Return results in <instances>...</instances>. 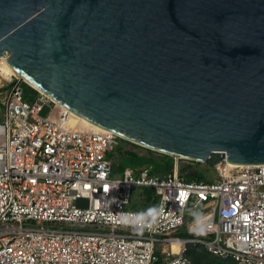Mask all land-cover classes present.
I'll list each match as a JSON object with an SVG mask.
<instances>
[{
  "label": "water",
  "instance_id": "1",
  "mask_svg": "<svg viewBox=\"0 0 264 264\" xmlns=\"http://www.w3.org/2000/svg\"><path fill=\"white\" fill-rule=\"evenodd\" d=\"M6 56L122 139L211 166L264 164V0H0Z\"/></svg>",
  "mask_w": 264,
  "mask_h": 264
},
{
  "label": "built area",
  "instance_id": "2",
  "mask_svg": "<svg viewBox=\"0 0 264 264\" xmlns=\"http://www.w3.org/2000/svg\"><path fill=\"white\" fill-rule=\"evenodd\" d=\"M23 82L0 67V264H193L192 244L264 264V164L223 161L210 181L186 180L178 163L115 177L107 155L120 137L78 128L42 92L25 99ZM135 186L155 188L154 212L129 208ZM185 225L192 237L166 235Z\"/></svg>",
  "mask_w": 264,
  "mask_h": 264
},
{
  "label": "trees",
  "instance_id": "3",
  "mask_svg": "<svg viewBox=\"0 0 264 264\" xmlns=\"http://www.w3.org/2000/svg\"><path fill=\"white\" fill-rule=\"evenodd\" d=\"M22 84L25 99L32 101L40 94L38 90L25 81ZM62 111L63 107L58 106L57 114H61ZM90 127L93 128L92 126ZM126 144L140 147V145L119 138L117 147L107 155L109 160L113 158L115 161L114 164L116 165L113 164V169L116 167H120L123 170L126 168H132L136 171L148 169L152 175L164 176L168 173H172L175 164L178 163L179 173L182 177L186 178V180L210 181L204 172V169H200V164H202L201 162L188 159L177 160L171 155L160 153L151 149H148L151 155H141L135 150L125 149ZM184 161H186L187 164H184ZM206 164L210 165L209 163ZM158 201L159 196L155 188L140 187L138 194L133 192L129 208L154 212L157 209ZM182 237L190 238L192 237V234L186 231L185 235ZM188 254L191 257L193 264H237V262L231 258H221L212 254L204 245H190Z\"/></svg>",
  "mask_w": 264,
  "mask_h": 264
},
{
  "label": "rangeland",
  "instance_id": "4",
  "mask_svg": "<svg viewBox=\"0 0 264 264\" xmlns=\"http://www.w3.org/2000/svg\"><path fill=\"white\" fill-rule=\"evenodd\" d=\"M49 109H50L49 106L45 107V109L42 111L41 114L44 115V116L48 115ZM55 113L57 114V109H56ZM56 114L54 115V117L55 116L57 117ZM3 121H4V116H3V113H2V111L0 109V122H3ZM74 121L76 123H78V126L77 127L80 128V129L89 130V128H91V127H89V126L86 125V122L85 121L80 120L79 118H77L75 116H74ZM116 147H117V145H115L114 148H116ZM125 149L135 150L136 152H138L141 155H151L150 152L148 151V148H145V147H142V146L137 147V146H133L131 144H126L125 145ZM111 162H112V165H113L114 162H115L113 158H111ZM183 163L184 164H187L186 161H184ZM114 165H116V164H114ZM200 169H202V170L204 169V172L206 173L207 177L210 180H214V179L218 178L217 173H216V170H215V166H211V165H207L206 163H202V164H200ZM123 174H124V170L122 168H120V167L114 168L113 175L115 177H122ZM139 190H140V187L139 186H135L134 189H133V192L135 194H138L139 193ZM26 225H37V224L34 221H30V224L29 223H26ZM51 225H53V226L54 225L55 226H60V225H63V224H53V223H51ZM64 226H66V227H74L71 224H65ZM81 227L82 228H92V225H83ZM105 229H107V228H105ZM122 230L123 231H126L127 229H122ZM186 231H188L187 225L181 227L179 230L170 232V233H168L166 235H169V236L170 235H172V236H176V235L183 236V235H185ZM202 237L209 238V236H202Z\"/></svg>",
  "mask_w": 264,
  "mask_h": 264
},
{
  "label": "bare ground",
  "instance_id": "5",
  "mask_svg": "<svg viewBox=\"0 0 264 264\" xmlns=\"http://www.w3.org/2000/svg\"><path fill=\"white\" fill-rule=\"evenodd\" d=\"M0 61H1V62H0V67H1V71H2L3 73H6V74H9V75H12V77H15V78H20V79L25 80V79L23 78V76H22L20 73H18L15 69H13V68L9 65V63H8L6 57H1V58H0ZM44 94H45V93H44ZM46 95H47V94H46ZM47 96H48V95H47ZM70 114H71V117H72L73 119H74V116H75V117H77V118H79V119L85 121L87 126H89V127L92 126L93 128H89V129L92 130V131H101V130H105V129H103V128H101V127H99V126L93 124L92 122L88 121L87 119H85V118H83V117H81V116H79V115H77V114H75V113L70 112ZM231 165H232L233 167L238 166V164H234V163H231ZM178 247H179V243H177L176 241H174V243H173V248H174V250L177 251V250H178Z\"/></svg>",
  "mask_w": 264,
  "mask_h": 264
},
{
  "label": "crops",
  "instance_id": "6",
  "mask_svg": "<svg viewBox=\"0 0 264 264\" xmlns=\"http://www.w3.org/2000/svg\"><path fill=\"white\" fill-rule=\"evenodd\" d=\"M176 236H179V235H176Z\"/></svg>",
  "mask_w": 264,
  "mask_h": 264
}]
</instances>
